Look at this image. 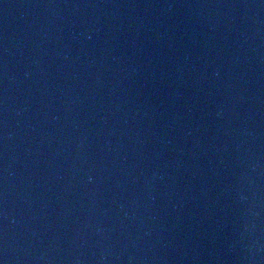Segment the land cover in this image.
<instances>
[{"label":"water","instance_id":"95a60500","mask_svg":"<svg viewBox=\"0 0 264 264\" xmlns=\"http://www.w3.org/2000/svg\"><path fill=\"white\" fill-rule=\"evenodd\" d=\"M0 264H264V0H0Z\"/></svg>","mask_w":264,"mask_h":264}]
</instances>
